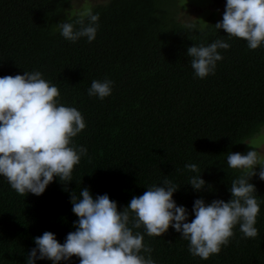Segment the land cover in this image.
I'll return each instance as SVG.
<instances>
[{"label": "trees", "instance_id": "1", "mask_svg": "<svg viewBox=\"0 0 264 264\" xmlns=\"http://www.w3.org/2000/svg\"><path fill=\"white\" fill-rule=\"evenodd\" d=\"M70 1L0 0V76L41 72L59 89L58 104L81 112L86 127L73 144L87 149L66 190L55 178L41 195L24 197L0 176V264H26L34 237L45 231L64 243L78 219L70 193L84 187L94 198L107 194L120 211L133 196L168 179L179 186L173 199L188 210L190 222L195 199L231 198L229 187L241 172L227 167L226 156L264 126V45L250 50L245 40L229 38L215 28L222 20L213 13L203 27L186 29L173 20L175 0L96 4V38L71 42L57 27L68 22L61 16ZM216 40L230 47L218 49L223 58L214 74L195 78L188 47ZM104 79L113 81L111 95L90 97L91 82ZM186 164H196L200 173ZM199 174L206 184L196 191L188 182ZM249 182L260 205L256 238L242 239L237 225L229 244L202 260L169 227L161 237L144 235L155 264H264V181L256 175ZM58 264H79V258Z\"/></svg>", "mask_w": 264, "mask_h": 264}, {"label": "clouds", "instance_id": "2", "mask_svg": "<svg viewBox=\"0 0 264 264\" xmlns=\"http://www.w3.org/2000/svg\"><path fill=\"white\" fill-rule=\"evenodd\" d=\"M101 2L106 6L109 0ZM98 20V13L84 7L75 13L74 20L68 13V22H59L57 27L65 40L76 42L86 37L92 42ZM214 26L223 29L229 38L245 40L250 50L257 49L264 45V0H226L222 21ZM185 28L192 30L197 26L189 23ZM229 47L222 40L188 47L186 54L192 58L194 77L204 79L214 74L216 62L223 58L218 49ZM112 84L110 79L93 80L87 94L103 100L111 95ZM59 97V89L39 71L0 76V176L21 196L41 195L55 178L66 190L74 167L87 154L86 148L73 144V138L86 127L84 118L77 108L58 104ZM241 142L253 150L227 154V167L241 172L231 182V198L227 202L195 199L191 210L194 218L188 222V210L173 199L179 186L168 179L133 196L120 211L107 194L94 198L84 187L78 195L75 191L70 193L71 210L78 218L73 221L75 230L67 234L62 244L50 231L34 237L35 247L29 251L26 264L43 259L58 264L73 256L79 258V264H155L152 248L143 242L144 235L161 237L169 227L188 241L190 254L202 260L218 255L233 238L237 225L242 239L256 238L260 205L254 195L255 185L249 181L256 175L264 181V154L257 144ZM185 168L200 173L196 164H186ZM188 184L201 191L206 182L199 174L192 176ZM141 228L143 233L134 232Z\"/></svg>", "mask_w": 264, "mask_h": 264}, {"label": "rangeland", "instance_id": "3", "mask_svg": "<svg viewBox=\"0 0 264 264\" xmlns=\"http://www.w3.org/2000/svg\"><path fill=\"white\" fill-rule=\"evenodd\" d=\"M100 3L101 0H72L61 18H68V13L73 16L84 7H92ZM225 5L226 0H175L177 10L173 20L183 26L189 23L195 24L198 29L205 25L206 18L211 13L215 15L216 20H222ZM247 141L257 144L259 151L264 154V126ZM250 150H253L252 146L243 143L235 152L247 154ZM258 167L259 165L256 166Z\"/></svg>", "mask_w": 264, "mask_h": 264}]
</instances>
